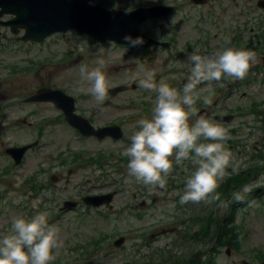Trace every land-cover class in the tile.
I'll use <instances>...</instances> for the list:
<instances>
[{
    "label": "rangeland",
    "instance_id": "374dc122",
    "mask_svg": "<svg viewBox=\"0 0 264 264\" xmlns=\"http://www.w3.org/2000/svg\"><path fill=\"white\" fill-rule=\"evenodd\" d=\"M139 1L142 0H108L106 6L129 7ZM257 1L223 0L221 5L226 25H231L235 19L242 22L264 21V8L258 7ZM11 17L6 14L3 20ZM24 32L21 29L14 34L7 26L0 25V234L8 232L11 220L16 216L31 217L37 212H45L49 224L60 230L64 241L60 254L51 264L61 261L62 264H130L134 261L140 264L145 259L155 260V263H172L162 259L171 260L174 256L186 258L198 249L202 250V255L197 259L211 260L214 264L259 263L257 248L264 253V167L252 173L243 189L234 191L241 194L240 202L232 196L223 206L213 202L205 206L200 203L181 204L177 193L145 185L129 177L128 159L119 166L108 162L103 167L104 171L95 163L63 164L62 161L73 159L72 155L76 152L94 158L99 153L113 152L119 158L130 143L82 137L62 120L60 110L52 102L24 101L42 88L62 89L76 98L78 112L93 120L96 126L112 120L122 122L130 139L132 133L138 130V120L151 118L156 96V93L139 86L143 72L138 75V69L153 71L157 82L164 80L182 90L191 66L187 60L174 61L166 55L167 52L157 48L145 51L137 46L115 42L90 46V36L75 31L67 32L66 36L54 34L41 43L20 40ZM100 46L104 48L102 53L98 52ZM100 58L106 61L103 71L109 88L126 85L125 91L114 96L108 91L103 104H97L81 87L79 73L80 65L94 68ZM34 63L35 67L32 66ZM257 88L248 87L246 94L249 92L251 97L259 99ZM242 101L248 103V98ZM147 103L150 111L146 115ZM24 119L27 120L25 123ZM258 124L247 120L246 128H258ZM262 136L264 131H259L245 139L252 146ZM37 139L40 145L27 152L21 166H15L6 154V148ZM227 150L233 156L232 167L240 170L250 163L244 152H240L242 146L227 147ZM51 175H57L58 180L50 181ZM31 176H35V184L46 185L38 194L26 182ZM257 188H261V193H257ZM106 193H115L108 206L85 209L81 204L73 210L61 209L65 200L81 202L84 195ZM143 201L145 204L142 205ZM233 203L236 205L232 216L234 241L236 243L238 237L242 239L238 250L233 245L221 244L217 253L216 242L201 244L183 236L187 227L180 226L177 220L187 217L186 210L191 214L195 211L202 213L206 209L217 211L224 219ZM179 206L185 207L184 210H179ZM197 228L198 225H195L191 229ZM106 235L109 237L96 249L92 241ZM120 236L126 238V243L117 248L114 241ZM146 242L150 243V247L146 246ZM212 246L215 254L208 255Z\"/></svg>",
    "mask_w": 264,
    "mask_h": 264
},
{
    "label": "clouds",
    "instance_id": "9594fccd",
    "mask_svg": "<svg viewBox=\"0 0 264 264\" xmlns=\"http://www.w3.org/2000/svg\"><path fill=\"white\" fill-rule=\"evenodd\" d=\"M123 39L131 47L144 43L143 37L134 39L127 35ZM229 43L226 38L225 44ZM103 51L100 46L98 52ZM255 60V52L234 47H223L208 55L193 51L187 55V62L192 67L182 90L164 80L157 82L153 71L138 69V75L143 72L139 86L156 96L151 118L138 120V130L132 133L130 144L121 153L128 159L129 177L164 189L174 167H183L188 175L180 196L181 204H209L219 200V183L229 175L227 169L233 160L224 143L230 137L219 123L198 115L196 104L201 99L203 103L211 104V94L202 96V93H211L213 82L243 80ZM96 64L94 68L80 65L81 87L97 104H103L110 87L103 71L106 61L100 58ZM193 117L198 118L190 123ZM185 162H190L193 170L189 171ZM236 170L233 167V171ZM233 196L238 202L242 201L240 193ZM63 246L60 230L49 224L47 213L16 216L11 220L8 232L0 234V264H51Z\"/></svg>",
    "mask_w": 264,
    "mask_h": 264
},
{
    "label": "flooded vegetation",
    "instance_id": "af4514ba",
    "mask_svg": "<svg viewBox=\"0 0 264 264\" xmlns=\"http://www.w3.org/2000/svg\"><path fill=\"white\" fill-rule=\"evenodd\" d=\"M94 3L108 4V0H92ZM223 0H155L153 2L139 1L136 6H131L127 10L148 7L159 3V19H149L138 25L142 34L159 41L160 51L167 52V56L175 61L187 60V55L193 51L201 55H208L221 50L223 47H234L237 50H251L256 54V60L243 80L224 79L220 82H213L212 92H204L203 95L211 94V104L203 103L199 100L196 104L198 115H203L207 119L219 123L228 131V135L237 134L241 139V146L246 157H255L263 160L261 167H264V136L262 139L255 140L254 144L245 139L253 137L256 132L264 131L257 127H247V120L252 123H261L264 126V114L259 116L253 110L257 105L264 108V21L242 22L233 20L231 25H226L223 20L224 9ZM259 1V0H258ZM257 1V5L259 3ZM102 2V3H101ZM217 4L218 6H216ZM114 7V6H112ZM110 7V8H112ZM230 40L225 44V39ZM191 67L188 70L185 83L191 74ZM258 86L256 89L259 99L251 97L248 87ZM203 88L206 85H200ZM248 98V103L243 102V98ZM63 116L59 112V116ZM234 115L233 122L223 121L220 117ZM64 117V116H63ZM198 117H193L190 123H193ZM237 127L236 133L233 128ZM231 129V130H229ZM127 141H129L127 139ZM233 147V145L231 146ZM253 162V161H252ZM189 171L193 170L190 162H185ZM256 167H248L247 175L250 177ZM243 173V171H242ZM188 172L185 168L176 166L173 171L174 183L173 189L180 200L185 187V181ZM257 176V175H255ZM179 180V181H178ZM228 185L224 183V188ZM221 197L222 192H221ZM223 197L221 198V200ZM196 205L194 203H191ZM204 205L205 203H200ZM221 206V201H217ZM205 206V205H204ZM202 214L210 215V210L204 212L195 211L194 220L201 219Z\"/></svg>",
    "mask_w": 264,
    "mask_h": 264
},
{
    "label": "water",
    "instance_id": "95a60500",
    "mask_svg": "<svg viewBox=\"0 0 264 264\" xmlns=\"http://www.w3.org/2000/svg\"><path fill=\"white\" fill-rule=\"evenodd\" d=\"M0 7L2 8L0 16L5 13L15 14L13 19L5 22L6 25H10L12 32L18 33L20 29H25V34L21 39L37 41H44L47 36L55 32H66L75 28L81 33L91 34L93 36L92 43L104 40L126 43L123 38L127 35L134 39L139 37L137 36V22H140V19L159 15V12L152 13L153 10H158L159 6L139 9L134 12L109 11L101 5L89 3V0H0ZM138 12L143 16L138 15ZM143 40L144 43L141 46L150 47L154 43L145 36ZM125 89L126 86H118L111 89L110 92L116 94ZM27 100L55 102L59 108L64 110L70 125L84 136L95 135L99 138L112 136L116 139L123 136L121 128L117 125L96 129L88 119L75 113V99L61 90L44 89ZM32 146L13 147L8 151L19 164L26 150ZM112 199L113 194L84 197L86 203L96 206L109 203ZM76 204V202H65V208H72ZM122 242L123 239L117 241L116 245H120ZM199 254L200 252L197 253V255Z\"/></svg>",
    "mask_w": 264,
    "mask_h": 264
},
{
    "label": "trees",
    "instance_id": "16d2710c",
    "mask_svg": "<svg viewBox=\"0 0 264 264\" xmlns=\"http://www.w3.org/2000/svg\"><path fill=\"white\" fill-rule=\"evenodd\" d=\"M99 161L101 162V158L99 156ZM226 241H229V240H233L235 237H234V234H233V231H231L230 229H227V233H226ZM221 239H223L221 237Z\"/></svg>",
    "mask_w": 264,
    "mask_h": 264
}]
</instances>
